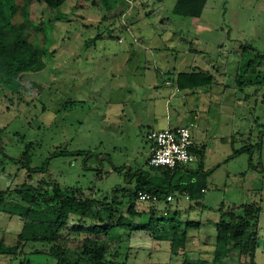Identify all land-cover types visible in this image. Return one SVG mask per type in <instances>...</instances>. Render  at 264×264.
Instances as JSON below:
<instances>
[{"label": "rangeland", "instance_id": "rangeland-1", "mask_svg": "<svg viewBox=\"0 0 264 264\" xmlns=\"http://www.w3.org/2000/svg\"><path fill=\"white\" fill-rule=\"evenodd\" d=\"M175 2L32 4L30 17L38 28L28 30L32 41L46 46L45 66L22 78L0 76V200L7 198L0 238L7 244H15L22 231L43 230L37 224L24 229L18 214L25 204L19 191L29 185L46 180L48 187L76 186L80 196L103 201L116 188L134 187L129 169L160 177L148 161L147 137L158 120L190 127L197 145H205L201 160L187 166L200 171L195 186L204 190L198 199L179 194L169 203L138 199L137 209L147 213L136 222L150 221L148 211L155 207L156 231L135 230L120 243L116 261L211 260L220 207L258 202L257 262L264 264V60L257 55L264 54V0H208L200 17L175 14ZM22 20L19 12L15 21ZM184 56H199V66L214 75L212 85L195 91L177 86L174 69ZM245 145L249 149L238 153ZM26 156L32 167L46 170L30 171ZM189 173L180 170L175 179ZM46 210L53 219L54 208ZM90 214L93 220L108 216L101 203ZM76 221L59 239L70 249L82 244L71 234ZM52 246L30 240L15 255L0 254V264H55ZM226 264H237L234 254Z\"/></svg>", "mask_w": 264, "mask_h": 264}, {"label": "trees", "instance_id": "trees-1", "mask_svg": "<svg viewBox=\"0 0 264 264\" xmlns=\"http://www.w3.org/2000/svg\"><path fill=\"white\" fill-rule=\"evenodd\" d=\"M37 0H0V76L1 78H22L24 73L41 70L45 66L44 55L46 46L36 44L31 40L28 26H34L31 17V6ZM51 7H59L66 0H38ZM109 5L117 0H107ZM208 0H176L173 12L182 16L200 17L203 14ZM19 12L23 13L22 21H15ZM262 56L264 54L257 53ZM176 76L177 86L182 90L195 91L199 87L210 86L214 82V75L209 70L193 67L179 72ZM192 149L201 160L205 153V145H195ZM249 149L245 145L237 150L238 153ZM30 156H26V165L30 171L46 170L30 165ZM160 177H152L148 171L137 170L132 173L129 169L127 176L131 181L135 178L134 187L116 188L113 197L105 196L103 201L96 197H82L76 186L64 188L59 183L48 187V182L37 186L29 185L19 191L25 204L21 205L18 212L24 221V229L31 224L42 227V232L32 231L31 235L26 230L19 234L15 244H7L0 238V254L15 255L22 250L23 245L32 241L53 243L51 254L55 257V264H126L127 261L118 263L116 258L120 254V243L130 240L135 230L146 229L156 231V209L150 213V221L136 222L147 211H139L136 206L139 191H147L159 197L160 201L167 195L186 194L190 199H198L204 190L196 188V174L200 171L190 170L188 167H157ZM189 170L188 177H178L180 170ZM9 189V188H8ZM5 191V190H2ZM111 199V200H110ZM7 198L0 200V210ZM82 204V208L79 207ZM102 204L108 216L105 219L91 218L93 206ZM51 206L55 210V217L48 218L46 208ZM176 211H179L176 209ZM221 219L216 223L215 249L211 260L202 259L201 264H226L232 254L235 255L237 264H258L257 253L259 248V222L262 212L258 202L245 203L241 206L229 207L227 210L220 207ZM71 220H77L71 227L73 238H81L82 244L75 249H70L66 244H60L62 232L68 228ZM187 225L200 226L199 221H188ZM187 235V229L182 231Z\"/></svg>", "mask_w": 264, "mask_h": 264}, {"label": "built area", "instance_id": "built-area-1", "mask_svg": "<svg viewBox=\"0 0 264 264\" xmlns=\"http://www.w3.org/2000/svg\"><path fill=\"white\" fill-rule=\"evenodd\" d=\"M151 142L149 163L156 167H187L189 163L198 158L192 149L196 145L192 130L188 126L152 127L147 133ZM167 200H172L173 195L168 194ZM138 199L153 202L160 201L157 195L147 191H139Z\"/></svg>", "mask_w": 264, "mask_h": 264}, {"label": "crops", "instance_id": "crops-1", "mask_svg": "<svg viewBox=\"0 0 264 264\" xmlns=\"http://www.w3.org/2000/svg\"><path fill=\"white\" fill-rule=\"evenodd\" d=\"M192 24H198V22L197 23H195V22H192ZM188 50V49H187ZM187 52V51H186ZM192 52L193 51H191V50H189L188 51V53H190V54H192ZM196 53H197V51H196ZM187 59H189L190 61H191V63L190 64H185V62H186V60ZM198 60H199V56H194V57H182L181 58V60H180V62H179V69H177V68H175L174 69V73H175V75H177L179 72H181V71H184V70H189V69H192L193 67H200V68H202L203 66H199V63H198ZM198 63V64H197ZM176 67H178V66H176ZM205 67V66H204ZM202 69H205V68H202ZM159 125V126H158ZM167 125V122H159L158 120H157V126H155V127H163V126H166ZM152 128V127H151ZM195 140V139H194ZM195 142H196V140H195ZM196 144H197V142H196ZM183 245V244H182ZM186 245L187 244H185V245H183V247H182V249H184L185 247H186ZM181 250V249H180ZM183 251V250H182ZM185 251V250H184ZM188 252H190L191 253V250H187ZM189 263H192V261H186V263L185 264H189Z\"/></svg>", "mask_w": 264, "mask_h": 264}]
</instances>
